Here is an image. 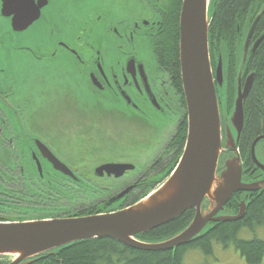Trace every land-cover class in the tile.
Here are the masks:
<instances>
[{
    "label": "flooded vegetation",
    "instance_id": "af4514ba",
    "mask_svg": "<svg viewBox=\"0 0 264 264\" xmlns=\"http://www.w3.org/2000/svg\"><path fill=\"white\" fill-rule=\"evenodd\" d=\"M171 1L0 0V222L114 212L147 196L170 175L183 153L188 129L181 73L176 78L169 66L159 62L157 54L158 39L167 28ZM249 8L242 36L240 24L237 26L241 41L244 32L249 33L254 24L247 46L243 41L236 47L235 61L231 63L228 47L215 41L213 56L214 61L220 53L226 57L227 117L235 106L239 86L244 89L252 76L250 91L243 102V129L239 138L235 133L238 140L235 150L226 146L225 116H221L220 172L227 161L237 157L242 166V182L256 183L264 181V55H261L264 0H257ZM36 68L41 74L35 79L40 87L36 98L41 99L44 111L49 106L54 115L73 111L71 97L78 99L79 94L70 92V87L86 83L103 102L110 105L113 99L123 104L124 108L114 109V113L135 118L153 129L162 126L167 131L158 136L152 133L149 142L137 134L135 144L143 149L141 156L136 153L122 159L108 158L94 167L98 159L87 158L92 161L89 168L83 167L85 163L78 164L83 159L80 154L70 157L74 162H67L55 150L61 147V142L53 140L52 132L45 131L44 126H30L27 120L36 101L32 89L26 87L30 81L35 85ZM48 74L55 78H50L52 92L46 84ZM217 92L223 110V90L217 86ZM251 93L263 110L259 131L244 137L248 123L247 98ZM42 146L67 165L73 175L55 169ZM108 164L132 167L122 174L100 170ZM32 186L42 188L45 198L38 200L31 194ZM236 194L239 197L236 202L249 206L264 194V187L256 191L240 190ZM35 208L49 212L31 218L30 212Z\"/></svg>",
    "mask_w": 264,
    "mask_h": 264
},
{
    "label": "water",
    "instance_id": "95a60500",
    "mask_svg": "<svg viewBox=\"0 0 264 264\" xmlns=\"http://www.w3.org/2000/svg\"><path fill=\"white\" fill-rule=\"evenodd\" d=\"M212 0H182L179 16V59L183 90L188 109V130L181 158L170 176L154 191L136 203L117 211L84 216H68L31 221L0 222V256H10L8 264H31L36 256L92 238H110L130 247L161 251L188 244L211 220L221 216L225 204L237 191H256L264 181L244 183L239 158L229 160L218 172L223 150L221 114L225 116L226 146L235 150L244 125L243 102L251 88L252 76L244 89L238 88L230 117L226 113L227 83L224 80L226 57L220 53L215 70L210 55L209 29L213 19ZM248 36L244 38L247 46ZM225 55H227L225 53ZM238 67V72L240 67ZM217 86L223 90V110ZM235 133L237 137H235ZM54 168L73 175L70 168L42 146ZM128 164H108L100 170L122 174ZM208 206L204 209L203 202ZM241 219L246 203L242 202ZM194 209L191 223L178 235L159 242L137 238ZM217 216V218L215 217ZM205 233V232H204Z\"/></svg>",
    "mask_w": 264,
    "mask_h": 264
},
{
    "label": "trees",
    "instance_id": "16d2710c",
    "mask_svg": "<svg viewBox=\"0 0 264 264\" xmlns=\"http://www.w3.org/2000/svg\"><path fill=\"white\" fill-rule=\"evenodd\" d=\"M256 1H211V12H213V19L209 30L211 48H214L215 41L219 46H228V52L231 53V63L235 61L234 52L236 51V47L240 44L242 45L237 33V26L240 24L238 27H241V35L248 9ZM175 4L177 12L176 14L169 12L167 28L158 39L157 54L159 62L164 66H169L176 78H179V14L182 0H176ZM237 42H240V44L237 45ZM261 55H264V51ZM247 110L248 123L244 137L245 135L248 136L254 132H258L260 128V115L263 108L252 93L247 98ZM38 189L41 190L42 188L32 186L30 188L31 194H35L38 200L45 198L43 191L41 190V192ZM68 199H71L70 194H68ZM237 199H239L238 194L231 198L227 204V208L231 210L236 209L235 212H237L239 208V202H236ZM194 213L193 209L187 210L176 219L148 233L138 235V238L147 242H159L171 238L191 223ZM80 214H85V212L78 213L77 215ZM260 228L264 229V194L259 195L248 206L246 214L238 221L210 223L207 229L202 232L203 236L174 249L146 251L130 247L106 237L92 238L43 253L36 259H33L31 264H185L184 256L187 251L199 249L205 255L211 256L214 254L216 243L224 248H228L233 244L247 264H260L264 260V238L256 234V231ZM243 231L252 232L253 236L243 238L241 237ZM8 262V256H0V264H7Z\"/></svg>",
    "mask_w": 264,
    "mask_h": 264
},
{
    "label": "rangeland",
    "instance_id": "374dc122",
    "mask_svg": "<svg viewBox=\"0 0 264 264\" xmlns=\"http://www.w3.org/2000/svg\"><path fill=\"white\" fill-rule=\"evenodd\" d=\"M175 3L176 0H172L170 5V8L172 9L171 12H174L173 14H176L177 12ZM31 39H34V37H32ZM238 44H240V42H237V45ZM145 52L146 50L143 49V60H145ZM34 70L35 74L33 75V79L34 83H36L33 86V82L30 81L27 84L26 88L30 87L32 89V97L36 101V103L32 105V110L30 111L27 120L30 126H44L43 129L45 131L52 132L53 137L55 136L53 140H58L61 142V147H58V149L55 150H57L61 158L63 160H66L67 162H74L70 159V157H78L80 154L82 155L80 158L83 159L78 161V164L81 165L82 163H85L86 166L83 167L89 168L92 166V164H90L92 161L87 160V158H90L92 160L95 158L98 159L94 161V167L99 162L106 161L108 158L122 159L130 156L132 157L136 153L138 156H141V154L143 153V149L140 148V145L138 143L135 144V138L137 134L139 135V138L143 137V139H145L144 141L149 142V137L150 135L152 136V133L154 135L157 134L158 136L159 134L161 135L162 132L167 131L165 129H162V126H154L153 129L137 121L135 118H130L127 115V117L123 116L121 113H114V109H123V104L120 101L113 99L110 100V105L107 102H103V98L94 95L86 83H78V85L72 84V86L70 87V92L78 91L79 94L78 99H75V96L71 97L74 100V102L72 101L71 104L72 106H74L72 108L74 112L64 111L62 113H56L54 115L50 113V106L47 110L48 112L44 111L42 109L43 103H40L41 99L36 98L39 84L38 81L35 79L40 78L41 74L38 68ZM50 78H55L53 76H50L49 74L46 77L47 87L50 88L49 91L52 92V81L50 80ZM50 102L53 104V101ZM68 109H70V106L68 107ZM88 134L90 138H87ZM83 150H87L88 152H83ZM152 152L154 153V151ZM83 167H78V169L80 170V168ZM167 173L169 174V172ZM235 211L236 209L231 210L229 208H226V213H233ZM47 212H49V210L46 211L39 208H35L34 212L31 211L29 216L31 218H38L45 216ZM24 216H26V214H24ZM256 234L261 238H264V229H258L256 231ZM252 236V232L243 231L241 237L250 238ZM184 263L247 264L245 262V259L241 257L240 253L234 248L233 244H231L228 248H224L217 243L215 244L214 254L211 256L205 255L199 249L187 251L184 256ZM260 264H264V260Z\"/></svg>",
    "mask_w": 264,
    "mask_h": 264
},
{
    "label": "bare ground",
    "instance_id": "6f19581e",
    "mask_svg": "<svg viewBox=\"0 0 264 264\" xmlns=\"http://www.w3.org/2000/svg\"><path fill=\"white\" fill-rule=\"evenodd\" d=\"M244 36H246V35H244ZM251 83H252V80L250 81ZM221 116H222V114H221ZM177 165V164H176ZM176 167V166H175ZM174 167V168H175ZM206 200L207 199H205V201L204 202H206ZM230 200H228L227 201V203L225 204V206H227V204H228V202H229ZM204 202H203V205H204ZM246 210H245V214H246V212H247V209H248V205L246 204ZM241 209H242V205H241V203H239V210H238V212L237 213H234V214H229V215H223V213L221 214V216L223 217V216H226L227 218H230L229 220L227 219V220H222V219H220V218H218L217 220H211L210 222H208V224H207V226H206V228L204 229V230H206L207 229V227L210 225V223H221V222H233V221H238V219H236L235 217H237L239 214H240V212H242L241 211ZM216 218H217V216H215ZM182 232V231H181ZM148 233V232H147ZM145 234V233H144ZM179 234V233H178ZM178 234H176V235H178ZM175 235V236H176ZM201 236H203L202 234H198L197 236H195L193 239H192V242L195 240V239H198V238H200ZM174 237V236H173ZM172 238V237H171ZM168 239H170V238H168ZM167 240V239H166ZM162 241H165V240H162ZM76 242H78V241H75V242H71V243H69V244H67L68 246H70V245H72V244H74V243H76ZM67 245H64V246H67ZM61 247H63V246H61ZM60 248V247H59ZM136 249H138V248H136ZM140 250H143V249H140ZM147 251V250H146ZM46 253V252H45ZM43 254V253H42ZM41 255V254H40ZM40 255H38V256H40ZM38 256H36L35 258H33V259H36Z\"/></svg>",
    "mask_w": 264,
    "mask_h": 264
}]
</instances>
